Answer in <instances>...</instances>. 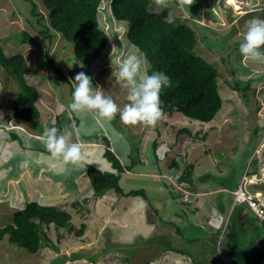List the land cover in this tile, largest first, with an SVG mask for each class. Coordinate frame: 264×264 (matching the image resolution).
Here are the masks:
<instances>
[{"label":"rangeland","instance_id":"rangeland-1","mask_svg":"<svg viewBox=\"0 0 264 264\" xmlns=\"http://www.w3.org/2000/svg\"><path fill=\"white\" fill-rule=\"evenodd\" d=\"M30 1L0 0V43L3 44L6 53L9 56L16 53L24 54L29 62L31 61L34 64L35 61L37 66H44V69L48 70L52 79L61 83V85L63 77L61 72H65L64 60L68 59V56H70V64L73 66L72 74L76 75L84 71L87 75L91 76V70L87 71L85 65H82V68H80V63L76 60L77 57L74 53V49H72L74 48V43H68L60 33L51 31L52 33L49 35V32L46 31L45 25L49 21V13L44 3L42 4L43 0H33L37 3L38 10L42 12L40 15H43V19L40 15L35 17L30 14V7L32 8L34 3L32 0ZM111 1L112 0L102 1L101 13L102 19H106V22L109 23V25L105 23L104 27L109 32V35H112V43L105 49L100 57L101 59L99 58L95 65L92 66L94 73L92 83L95 82V85L92 84V87L102 89L106 96H111L112 99L123 108V106L128 103V92L127 89L122 87L118 78V68L115 64L112 66V60H119L123 56H118V54L126 55L129 50V45L133 44L127 40V35H125L124 38H119L117 35L114 37L117 32L121 33L123 29L128 33L129 23L121 21L120 25L116 26V20H113L114 17L111 11ZM253 2H256V0H237L236 3H230L229 0H192V4L189 5L187 3L182 4L180 0H170V6L168 7L169 17L174 19L178 16L186 17L191 14L195 16V20L187 22H190V24L197 22L201 25L206 24V26L210 27L205 28L202 26L201 33L198 31L199 43L197 52L208 59L221 72L223 76H220L223 77L225 81H237L233 76L237 68L235 54L239 52V45L242 42L243 36H236L234 42H230L229 35L231 33L237 34L241 31L244 33L246 30L244 29L246 28L244 23L257 16L255 13H250L244 17V20L239 19L244 16V10L250 9V11H252L251 6ZM104 7L106 8L105 10H103ZM152 7L154 10H161L160 7L156 5L155 1ZM106 11H109L108 18H106L104 14ZM259 15L264 16V11ZM38 17L42 20L38 21L36 19ZM231 17H236L239 23L229 31L220 30L231 24ZM260 17L261 16H259V18ZM30 20H32L31 22L35 25H32ZM27 30L34 34L36 36L35 38L40 41L37 46L31 41H29L31 43H26L21 40L24 31ZM42 31L45 32V34H43ZM201 34H204V40L201 39ZM214 44L215 46L213 47ZM49 57H51V60ZM102 59L105 61L107 60L106 66H99L101 62L103 63ZM147 67L148 69L150 68L149 64ZM227 69L230 72L229 78L226 77ZM39 72L41 73V71ZM223 79H219V84L222 87L221 92L223 97L227 99L226 106L228 103L231 106L234 105L236 109L235 115L237 116L235 118L231 117V122L227 121L225 132L222 131V128L221 130L217 129L221 134L225 133L222 141H219L220 134L215 132L216 130L211 132L208 126L205 125L206 123L202 126L204 132L210 131V133L213 134H210L207 144H201L199 146L197 152L199 154L201 153L200 157L205 158V166L214 165L219 173L215 176L211 174V182L205 186L204 190H208L206 194L209 197L205 202L207 204L204 205L203 201H201L204 209L207 210L209 214L210 223H208V225L215 228L220 227L221 230H223L224 227L226 229L228 225L227 232H229L230 228L235 226L234 231L238 237L239 246L242 247V252L246 256H253L260 250L264 251V224L258 220L253 213L248 214V221L245 225V229L237 224L235 215H232L230 219H228L229 224H226V216L233 201V193L231 190H224L216 193L208 192L211 189L217 188L220 184V180H223L229 186L234 185L235 178L238 180L237 183L239 182L241 173H243L244 160L245 158L249 159L251 154L250 151L256 144L259 133H261L264 128V114L261 113L260 107L258 108L257 106V99L253 90L254 82L251 84V91L246 90L245 94L243 92L239 94V91L230 88L228 84L225 85ZM11 81L16 85V88L12 86ZM42 83L44 84H42L40 90L48 92L50 90L48 89L50 84L48 81ZM242 83L243 82L240 84ZM245 85L249 86L250 84L244 82V86ZM73 86L74 87H71L70 83L65 81L66 89L62 91L61 98L64 105H67L66 101L72 99V94L70 92L75 88L74 81ZM17 87L18 83L14 77L13 71L0 65V95H2L0 98V122L4 123V126L0 127V150L3 152H0V187L3 186V188L9 190L16 187L25 192V188L28 187V176L24 173V169L27 165L22 159V152L28 149L26 147L20 149L19 145L21 146L22 144L18 143V145L15 141H12L14 138H10V132L8 130L13 127L10 123V118L13 114L11 107L14 99V94L9 95V93H11L12 90H14V92L17 91ZM94 113L95 112L84 111L78 118L81 129L80 136L83 139V141L80 140L82 142L80 145L85 157L83 164L85 166L87 163H90L91 159H94L93 165H98L105 170H112V164L105 155V147L102 144H98L97 137L99 132H102L105 141L109 137L112 141V147H118L122 141V133L120 130L125 128L127 131V126L129 125L121 123L120 129H118L117 125L120 122L119 116H116L111 122H107L101 120L98 115L95 116ZM177 114L184 117L181 113ZM232 114L233 112L230 115ZM223 118L225 117L222 116V119ZM199 123L201 124L200 121L195 120L193 122L187 117H177L171 122L161 124L160 128L163 132L160 138L166 137L168 140L167 144H169L170 140H172L171 137L175 138L174 134L180 128V124L191 126L194 130H197L201 128ZM82 125L83 129L81 128ZM84 129L91 130L90 134H86ZM130 130L131 134L134 135L130 140L131 151L124 153V155L121 154V152L114 151L124 164H131L132 161L137 158L139 155L138 148L141 146L139 141L142 137L145 138V136L148 135L147 137L151 139V135L157 134L156 125L145 126L143 124H138L131 126ZM11 143H13V145ZM141 147L139 149H141ZM15 148L17 151H14ZM144 148L145 147H143V152L145 151ZM54 161L55 165L62 170L77 167L70 163L66 164L62 159L54 158ZM179 161H181V159H179ZM160 165L162 166L163 162H160ZM223 166H229L230 170L224 171ZM140 168L141 166L139 162H137L133 169L123 172L121 185L123 187H139L138 170ZM220 171H222V173H220ZM170 181L180 190L181 184L175 176H170ZM87 188L88 185H85V193H88ZM200 188L202 189V187ZM114 191V189L110 191L111 193L107 200L110 205L106 208L104 207V210L101 208L102 206L93 205L91 200L89 201L93 210L91 212H88V207L86 209L82 204L80 205L81 208L79 207L78 210H70L76 229L80 228L83 223L87 224L83 235H76L74 230L71 232L67 228H58L56 225L52 224L46 227V232L49 235L47 242L49 244L37 253L30 252L26 248L22 246L19 247L16 244L11 245V243L7 242L5 239L0 243V264H52L53 262L56 264V259L62 258V256L67 257L66 260L60 264H79L82 261L88 260L87 253L89 252L97 255L98 261H96L95 264H197L200 263V261L202 262L200 264H214L212 262L214 259L210 258L211 252L214 250L212 244H215V239H195L208 235L210 228L206 224L205 228L201 225L202 229L198 228L200 227L199 225L195 227L194 222L184 226L183 223H181L182 217L178 221V227L181 231L179 236L183 237L182 234L184 233L192 239L191 244L188 247H184L187 254L181 255L172 251H164L168 243L167 239L163 237L157 238L156 235L161 234V232H163L164 235L165 232L170 234L172 229L171 226L165 223H159L160 225L158 227L152 229L151 223L141 214L133 213L137 211L144 212L146 210V205L143 201L141 202L142 198L140 195H138L137 198H133L127 195H117ZM210 201H216V207H212L214 203ZM130 202L138 206L129 207ZM0 203L7 205L5 201L1 202L0 200ZM108 204H106V206ZM163 208L164 212L167 211V209L169 210V206H167L166 203L163 205ZM106 209L110 210L107 214L105 213ZM173 209L174 211H179V208L175 204ZM5 210L6 208H3V212ZM10 217L12 216L0 215V227L9 223L11 221ZM197 220L199 219L196 216V221ZM174 228L176 227L174 226ZM154 230L156 231L154 232ZM164 230L166 231L164 232ZM173 236H175V233H173ZM174 239L175 238L169 239V241ZM11 246H13L14 249L11 248ZM167 246L170 245L168 244ZM225 247L222 245L217 248V250L220 253L219 256L224 257L229 263L232 259L229 257ZM76 252H79V255L83 257L77 260L69 259L72 254ZM220 257L218 258L215 256V258L221 261ZM145 259L151 261L145 263Z\"/></svg>","mask_w":264,"mask_h":264},{"label":"trees","instance_id":"trees-1","mask_svg":"<svg viewBox=\"0 0 264 264\" xmlns=\"http://www.w3.org/2000/svg\"><path fill=\"white\" fill-rule=\"evenodd\" d=\"M102 1L43 0L42 2L49 13V21L45 25L46 31L49 32V35L52 33L51 31L58 32L64 36L68 43H74L75 54L88 68L95 65L105 49L112 43L109 42V34L100 19L99 8L102 5ZM154 1L112 0L111 8L116 20L129 23V32L127 33L126 31L122 36L124 38L127 35V40L144 53L150 67L148 69L149 74L153 71H162L171 79V86L164 88L161 93L163 116L156 124L157 134L151 135L153 138L148 142L154 160L158 161L159 159V155H156L158 154L157 147L164 144L165 141L166 143L168 141L166 137H162V140L159 137H155L162 134L163 131L160 128L162 123L173 121L176 116H179L177 113H181L184 116H179L181 118L187 117L190 121L194 122L197 120L201 122V124L199 123L201 128L197 130H194L191 126L180 124V128L174 134L175 138L171 137L172 140L167 144L168 146L171 145V147L170 149L168 147V150L165 151V159H168V163L174 166L179 165V158L183 157V154L180 157L178 155L180 149L185 148L186 153L184 155L188 157L189 153L187 148L189 147V143L201 142L208 137L210 131L204 132L202 126L213 120L223 107L225 98L222 95V89H220L219 84V79H223V77L220 76L222 75L221 72L208 59L197 52L199 43L198 31L201 33L202 26L205 28L210 27L197 22L193 24L187 22L195 20V16L191 14H189L190 16H178L171 19L168 8L160 11L153 9L152 4ZM32 2L34 1L32 0ZM256 7L264 8V2L254 8ZM29 12L35 17L42 13L38 10V5L35 2L32 8L30 7ZM250 13H255L257 15L256 17H258L262 11H247L239 19L244 20V17ZM259 16H261V19H264L263 15ZM40 17L42 19L44 18L43 15H40ZM36 19L38 21L42 20L39 17ZM31 21L30 23L35 25ZM231 21L229 26L220 30L229 31L239 23L236 17H231ZM246 24L247 22L244 23V25ZM234 34L231 33L229 35L230 42H234ZM239 34L238 36H243L244 33L241 31ZM115 35L119 34L116 33ZM35 37L34 34L27 30L24 31L21 40L26 43L33 42L37 46L40 41ZM204 38V34H201V39L204 40ZM0 65L11 69L18 83L19 90L16 92L12 101L14 117L27 121H32L40 117L41 111L37 105L39 91L26 79V73L29 68L26 56L22 53L9 56L3 44L0 43ZM226 73V77L229 78L230 72L228 69ZM233 76L237 81H226L230 88L239 92L250 89L251 81L239 78L237 76V68ZM223 81L225 82L224 79ZM241 82L243 83L240 84ZM244 82L250 85L244 86ZM11 136L14 139L20 137L16 133H13ZM108 141L106 142L107 148L105 155L112 161L115 171H103L98 165H89L87 167V173H84L87 179L85 180L86 184L92 186L97 197L105 195L112 189L120 196L127 195L133 197L140 195L142 198L141 201L146 205V211L152 229L158 227L160 225L159 223H162L159 220L161 217L160 210L165 203L168 206V203H170L169 199H172L173 203L179 208V211L175 215H179L180 218L166 223L172 228L170 234L164 230L165 235L161 232L156 237L167 239V245L169 244L170 246L166 245L164 251L173 250L186 255L187 253L184 247H188L192 239L184 233L182 234L183 237H180L175 232L176 229H179V233L181 232L178 227V221L183 217L181 223L184 225L185 222L184 226L194 222L195 227L199 225L200 227L198 228L202 229L201 225L205 228V224L208 225L207 221L209 220V214L205 212L201 201L203 200V195H200V183H193L194 178L191 170H193L194 164L185 167L184 173L180 178H177L180 184L184 179L191 182L190 184L181 185L180 190L172 184L168 175H164L163 178L154 177L152 180L146 179V181L144 176L138 174L139 187H123L120 184L121 173L127 168V170L133 169L137 162H139L140 166L144 162L138 155L130 165L123 166ZM139 142L142 144L144 141L140 140ZM49 158L54 159L51 155H49ZM41 162H45L44 159H41ZM209 176V174H206L201 179ZM15 205H17L18 209L14 212L11 221L0 227V243L6 239L11 244H16L19 247L22 246L30 252L37 253L49 244L47 242L49 235L46 232V227L52 224L58 228H67L71 232L74 230L76 235L79 236L83 235L86 230V224H82L80 228H75L76 226L72 221V213L66 207L48 203L43 204L37 200L22 203H16L15 201ZM196 216L199 219L197 221ZM234 230L235 226L230 228L229 232L226 230L224 235H220L224 239L221 243H223L222 245L224 247L226 246V250L230 251L228 255L232 259L227 264H263L260 260L261 253H259L262 250L258 251L254 256H249L250 258L246 256L242 252V247L239 246ZM173 233H175V236H173ZM173 238L175 239L169 241V239ZM199 238L208 240L206 236L195 239ZM214 239L216 241L214 247L218 248V244L220 243L219 239L221 238H211V240ZM79 254V252H76L69 259H81L83 256ZM66 257L62 256V258L56 259V264L64 262ZM87 257L88 260L82 261L79 264H95L98 261L97 255L91 252L87 253ZM150 261L145 259V263H149ZM200 263L202 262L200 261Z\"/></svg>","mask_w":264,"mask_h":264},{"label":"crops","instance_id":"crops-1","mask_svg":"<svg viewBox=\"0 0 264 264\" xmlns=\"http://www.w3.org/2000/svg\"><path fill=\"white\" fill-rule=\"evenodd\" d=\"M262 2H264V0H256V2H253V5L255 4L260 5ZM240 23L242 24V22ZM125 32L126 31L123 29V31L120 34V38L123 37L122 34H124ZM238 35L239 33L234 34L233 39H235L236 36ZM70 44H73V43H70ZM120 55L121 54H118V56ZM235 57L237 61L236 62L237 63V76L244 80H250L251 83L254 82L253 90H254V94L256 95L257 106L258 108L260 107L261 113L264 114V63H252V62H249L247 64L241 63L242 57L239 52L235 54ZM69 59H70V56H68V59L64 60L65 77L63 76L62 85H61V83L56 82L55 80L52 79L51 75H49L48 73V70L44 69V66H37V64H35V61L33 64L31 61L29 62L27 58L29 62V69H28V73L26 74V78L30 84H32L36 88L38 87L37 89L39 91V97L37 100V105L41 111V116L25 124L28 127V133H24L21 139L20 137H18L12 140V141H15L17 144L18 143L22 144L21 146L18 144L20 149L25 148V147L28 149L27 151L22 152V156H23L22 159L24 160V163L27 165L26 168L24 169V173L28 176L27 177L28 187L25 188V192L24 190L21 191L20 189H17L16 187H14V189H11V190L0 187V200L1 202H4V201L7 202V205L0 203V210H1L0 215L2 214L12 215L18 209L17 205H15V201L16 203H22V202H26L27 200H29V198H31V200H38L44 203L49 202V201H58L59 203L63 205H66L67 203L75 202L77 199H78L79 204H82L83 201H87L85 199L86 195L82 194V191H84L83 186L87 185L85 182L86 179H84L83 177V173L85 172L86 166L84 168H83V165H79L77 167H71L65 170L59 169L57 165H55L54 159L49 158V155L51 154L47 151V149L45 148L44 144L41 141L43 131L46 128H51L55 126L61 132H63L64 130L73 131L74 132V136H73L74 142H78L79 144L82 143L79 139L80 135L77 136L75 133L77 129H80L78 118L83 114V112L77 114L70 110L68 105L71 103L72 99L70 101H66L67 105H64L61 100L62 91L66 89L65 81L70 83L72 87L74 78L76 76L75 74H72L73 66L70 64L71 62ZM76 60H78V62L80 63V68H82V65L84 64L79 60L78 57L76 58ZM106 61L103 60V63L101 62L99 66L101 65L106 66ZM86 68H87V71L91 70V73L93 72V67H89V68L86 67ZM39 71H41V73ZM93 76H94V73L93 75L91 74L92 78ZM44 81H48V83L50 84L48 86V89H50L48 92H44L43 90L42 91L40 90V87L42 86V84H44L42 82ZM93 84L95 85V82H93ZM224 84L227 85L228 83L225 81ZM220 89H222L221 85H220ZM251 90L252 89L250 88L249 91ZM242 92L244 94L246 93L245 90L240 91L238 93L240 94ZM66 93H67V90H66ZM70 93L72 94V91ZM1 97L2 95H0V98ZM226 101L227 99L224 100L223 107L220 110V113H218L213 120L205 124L208 126L211 132L216 130L215 132H218V134H220L219 141L223 140L225 133L221 134L219 130L217 129L221 130L222 128V131L225 132L226 124L228 122H231L230 118L231 117L235 118L237 116L235 115L236 109L234 108V105L231 106L228 103L227 105L228 107H227ZM88 112H91V111H88ZM232 112L233 114L230 115ZM94 115L97 116L96 113H94ZM222 116H224L225 118L222 119ZM177 117L179 116H176L175 118ZM119 120H120L119 122L120 124L121 123L124 124L121 121L120 117H119ZM3 126L4 124L0 122V127H3ZM117 128L120 129L119 124L117 125ZM130 128L131 126L129 125L127 126V131L125 130V128H122V130H120L122 133V141L120 142V146L118 147H114V146L112 147V141L108 137L107 141L109 140L108 142H110L111 147L113 148L115 152H121V154L124 155V153L131 151L130 140H131V137L134 135L131 134ZM210 134H213V133H209L208 137L204 139L202 142L189 143V147L187 148V151L189 153L188 157L184 155L186 153V149L185 148L180 149V152L178 153L179 157L180 155L183 154L182 155L183 157L181 156L182 158H179L181 159L180 164H179L181 167L179 165L171 166V163H168L167 161L168 159L167 160L165 159L166 157L165 151L168 150V147L169 149L171 147V145L170 146L167 145L166 141L164 144L159 145L157 147L158 154L156 155H159V159L157 161V160H154L153 156L151 155L150 146H148L149 140H151L153 137L151 139L150 137H147L148 135H146L145 138L142 137L141 141H144V142H142L141 144L142 147L140 146L141 149H139L140 148L139 147L138 151H139V158L144 163L141 164V168L138 170L139 171L138 174L140 176H144L145 180L146 179L152 180L154 179V177L163 178L164 175H168V177L175 176L177 179L184 173L185 167H188V166H191V164H194L193 170H191V172H193L192 175H194L193 183H200V187H202V189L200 188V195H203L202 201H203V204L206 205L207 203L205 202L207 201V199H209L208 195L206 194L207 193L206 191L208 190H204L205 188L203 189V187L208 185L211 182L210 178L212 176H215L217 173H219V171L218 169H215L216 167L214 165L205 166V158L200 157L201 153L199 154L197 150L201 144L208 143ZM101 137H102V132H99V135L97 137L99 142L101 140ZM155 137H159L160 140L163 139V138H160V135L155 136ZM10 138H12L11 135H10ZM11 144L13 145V143ZM143 147H145L144 152H143ZM14 151H17L16 148L14 149ZM0 152L2 151L0 150ZM41 159H44L45 162H41ZM92 160L94 161V159ZM160 162H163L162 166L160 165ZM246 162H247V158H245L243 166H245ZM223 163H226V162H223ZM223 168H224V171L230 170L229 166H226V167L223 166ZM220 173H222V171H220ZM206 174H209L210 176L204 178L205 183L203 184L204 179H201V177H204ZM0 180H1V176H0ZM237 181L238 180L235 178L234 185L229 186L223 180H220L219 186L217 188L211 189L208 193L222 192L224 190H231L232 192L234 187H236L235 185H237L236 184ZM89 185L90 184H88V188H89ZM6 189H7V192H6ZM90 189H91V185H90ZM110 193L111 192L109 191L106 196H104L101 199H96L95 201H91V203L93 205L96 204L99 207L102 206L101 208L104 210L106 207L110 205V203L107 201ZM133 198H137V196H133ZM90 200H94V199H90ZM169 200H170V203H168L169 210L167 209V211L165 212L163 210L164 208L160 210L161 217L159 220H161V222L165 224L171 222V220H176L180 218L179 215L178 216L175 215L177 214L176 213L177 211H174L173 209V206L175 203H173L172 199H169ZM210 202L214 203L212 207H216L215 206L216 201L215 202L210 201ZM88 203L89 202H86L87 205ZM106 204L108 205L106 206ZM130 206L134 207L138 205L130 202L129 207ZM3 208H6L4 212H3ZM85 208L87 209L86 206ZM91 211H93L92 206L91 204H89L88 212H91ZM109 211L110 210L106 209L105 213L107 214L109 213ZM205 212L207 213V210H205ZM245 212L246 210L239 208L236 211V213H238L237 217L240 218L239 216L242 213L245 214ZM133 213L141 214L148 222H150L146 210L144 212L137 211ZM240 219L243 220L242 217ZM207 223H210V220H208ZM184 225H185V222H184ZM207 226L210 228V231L208 232V235H206V238L207 239H211L212 237L217 238L218 232H219L218 228L212 227L211 225H207ZM175 232L179 234V229H176ZM212 246L214 247L215 244L213 243ZM11 248L14 249L13 246H11ZM8 251H12V250H8ZM166 251H170V252L172 251L174 253L184 255L182 253L175 252L173 250H166ZM227 251L228 253L230 252L229 250ZM259 253H263V251ZM219 254L220 253L217 250V248L214 247V250L211 252V258H210V259H214L212 260V262L214 264H227V262H225L224 259L219 256ZM215 256H217L218 258L220 257L221 261L218 260V258H215Z\"/></svg>","mask_w":264,"mask_h":264},{"label":"clouds","instance_id":"clouds-1","mask_svg":"<svg viewBox=\"0 0 264 264\" xmlns=\"http://www.w3.org/2000/svg\"><path fill=\"white\" fill-rule=\"evenodd\" d=\"M180 2L182 4H184V3H187L189 5L192 4V0H180ZM155 3L157 6L160 7L161 10H164L170 6V0H155ZM255 6H258V4L251 6L252 11H264V8H260V7L254 8ZM101 8H102V6H100V8H99V14H100L101 22H102L103 26H105V23L107 25H109V23L106 22L105 18H104L105 20L102 19ZM105 9L106 8L104 7L103 10H105ZM111 11H112V8H111ZM247 11H250V9L244 10L243 13H245ZM104 14H105L106 18H108L109 11H106ZM113 20L115 21L116 18L114 17ZM115 22H116V26L120 25V23H121V21H118V20H116ZM56 33H58V32H56ZM108 34H109V32H108ZM118 34L119 35H117V37L119 36V38H120L121 33L119 32ZM114 37H116V35ZM109 38H110L109 42H112V35H109ZM74 52H75V50H74ZM239 53L242 57L241 63H244V64H247L249 62L264 63V19H261L259 17H254L247 22L246 31L244 32L242 42L239 45ZM121 55H123V56L119 60H116V61L112 60V66H113V64H115L116 67L118 68L119 81L121 82L122 87L127 89V92H128V95H127L128 103H126L123 106V108H121L112 99L111 96H106L104 94V92L102 91V89L93 88L92 87V84H93L92 83V77L87 75L85 72L77 73L75 78H74L75 88H74V90L72 89V101L68 105V107L70 108V110L72 112L77 113V114L84 112V111L95 112L101 120L107 121V122H111L112 120H114L116 118V116H119L121 121L125 125L135 126L138 124H143L145 126H155L157 124V122L163 116V107H162V100H161L162 90L166 87L171 86V79L168 75H166L162 71H153V72H151V74H149L148 67H147V65H148L147 58L139 50V48L135 45L130 44L128 53L126 55H124V54H121ZM49 58L51 59V57H49ZM47 59H48V57H47ZM28 64H29V62H28ZM27 73H28V71H27ZM61 73L65 77V75H64L65 72H61ZM91 74L93 75V72ZM11 83H12V86H14L16 88V85L13 83V81H11ZM72 87H74V86L72 85ZM16 90L17 91L19 90L18 87ZM17 91L14 92V90H12L11 93H9V95L14 94V96H15ZM14 96H13V98H14ZM11 108L13 110V107H11ZM10 119H11L10 123L13 126L12 128L8 129L10 132V135H12L13 133H16L20 136V139H21V137L24 135V133H28V127L25 124L28 123L29 121L24 120V119H18L16 117H14L13 114L11 115ZM119 125H120V123H119ZM81 128L83 129V125L81 126ZM84 131L86 132V134H90L91 130L84 129ZM79 132L81 133V130L77 129L75 134L78 136V135H80ZM73 136H74L73 131L64 130L63 132H61L59 129H57L55 126H53L51 128H46L43 131L41 141L44 144L47 151L51 154V156L53 158L62 159L63 162H65L66 164L70 163V164L75 165V166H79L81 164V165H83V168L86 166L84 173H87L86 172L87 167H89V165L94 164V161L91 159L90 163H87L84 166L83 162L85 160V157L82 153L81 145L78 142H74ZM102 138L105 139L102 136L100 142L98 139H97V142L99 145L102 144L105 147V151H106L107 139L105 142ZM80 140L83 141L81 136H80ZM254 147H255V145L253 146V148L250 151L251 154H252ZM112 150H113V148H112ZM251 154H250V156H251ZM250 156H249V159H250ZM249 159H247V162L243 168V173L241 174V178H240L239 182L237 183L236 187L232 190L233 201H232L231 207L228 211V214L226 216L227 217L226 224L228 223V219H230V217L232 215H235V219H236L237 223L240 222L242 224L243 229H245V227H246L245 225L248 221L247 217H248L249 213H253L255 215V217L261 221V219L250 209L248 204H246V203L234 204V197H235L234 191L237 189L238 185L240 184V182L242 180L247 181V183H246L247 189H249L250 191L255 190L256 186L251 185L254 183L250 182L249 180L252 178H255V175L257 173L259 174V172H258L259 167L257 169V162L256 161H254V162L252 161V163H254V165H252L251 167H247ZM119 160H121V159L119 158ZM110 162L112 164V168H113L112 170H105L102 167H100V166L99 167L103 171L114 172L115 168L113 167V163L111 160H110ZM122 164H123V166L124 165H126V166L130 165V164H124L123 162H122ZM127 169L125 171H127ZM125 171H123V172H125ZM84 173H83V177H84V179H86V176H84ZM122 173H121V178H120V184L122 181ZM245 176H247V178ZM190 183L191 182L189 180H186V179L181 181V185L190 184ZM83 188H84V186H83ZM109 191H111V190H109ZM107 193L101 197H97V196H95L94 189L92 188V186L90 189V185H89L88 193H85L84 191H82V194L86 195L85 199L87 200V201L82 202V206L88 207L90 204V202H89L90 199H94L91 201H95L96 199H101L104 196H106ZM30 200H31V198H29V200H27V201H30ZM86 202H89L88 205L86 204ZM42 203L43 204L48 203V204H52V205H57V206H61L64 208L66 207L69 210H71V209L78 210L79 206L81 205L78 203V199L75 202L67 203L66 205H63L57 201H49V202H45V203L42 202ZM233 204L235 205L234 207H233ZM239 208L246 210L245 214L242 213L239 216L240 218L242 217L243 220H241L240 218L237 217L238 213H236V211ZM13 214L11 216H13ZM72 218H73V216H72ZM83 224H86V223H83ZM86 227H87V224H86ZM227 227H228V225H227ZM227 227H226V229L224 227L223 230H221L220 227L218 228V231H219L218 237L221 238V239H219L220 243L218 244V248L223 244L221 242L224 240V239H222V237L220 235H224L225 231L227 230ZM237 240H238V237H237ZM222 258L225 260L224 257H222ZM260 260L264 264V251H263V254L261 253V259ZM225 262H227V261H225Z\"/></svg>","mask_w":264,"mask_h":264},{"label":"built area","instance_id":"built-area-1","mask_svg":"<svg viewBox=\"0 0 264 264\" xmlns=\"http://www.w3.org/2000/svg\"><path fill=\"white\" fill-rule=\"evenodd\" d=\"M252 161L257 162V169L259 174L255 175V178L249 181L254 183L255 190L250 191L247 189V181L242 180L238 185L237 189L234 191V204L246 203L249 205L250 209L261 219L264 223V128L260 133V136L255 144V147L250 156L247 167L254 165ZM247 178V176H245ZM233 204V207L235 206Z\"/></svg>","mask_w":264,"mask_h":264},{"label":"bare ground","instance_id":"bare-ground-1","mask_svg":"<svg viewBox=\"0 0 264 264\" xmlns=\"http://www.w3.org/2000/svg\"><path fill=\"white\" fill-rule=\"evenodd\" d=\"M229 2H230V3H236L237 0H229ZM236 9H237V8H236ZM244 29H246V28H244ZM244 29H243V30H244ZM242 32H243V31H242ZM2 187H3V186H2ZM10 218H11V217H10Z\"/></svg>","mask_w":264,"mask_h":264},{"label":"flooded vegetation","instance_id":"flooded-vegetation-1","mask_svg":"<svg viewBox=\"0 0 264 264\" xmlns=\"http://www.w3.org/2000/svg\"><path fill=\"white\" fill-rule=\"evenodd\" d=\"M238 222H239V221H238ZM239 223H240V222H239ZM239 223H237V224H238L239 226H241V227H242V224H241V223L239 224Z\"/></svg>","mask_w":264,"mask_h":264}]
</instances>
